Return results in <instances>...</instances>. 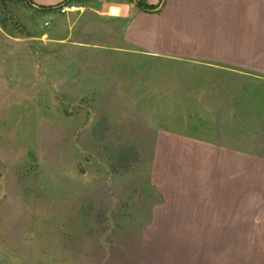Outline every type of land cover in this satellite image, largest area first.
<instances>
[{"label":"crops","instance_id":"0c3cea01","mask_svg":"<svg viewBox=\"0 0 264 264\" xmlns=\"http://www.w3.org/2000/svg\"><path fill=\"white\" fill-rule=\"evenodd\" d=\"M30 1L0 4V65L9 78L32 79L30 88L45 80L72 115L131 110L157 122L152 183L170 142L219 143L198 155L215 163L199 170L212 185L199 176L188 201L264 230V0H143L151 10L131 0ZM114 5L117 15L108 12ZM94 192L105 207L107 186ZM108 216L68 213L27 228H37L39 247L67 258L55 264H90L109 248L105 238L115 242Z\"/></svg>","mask_w":264,"mask_h":264},{"label":"rangeland","instance_id":"374dc122","mask_svg":"<svg viewBox=\"0 0 264 264\" xmlns=\"http://www.w3.org/2000/svg\"><path fill=\"white\" fill-rule=\"evenodd\" d=\"M1 68L0 263L67 261L39 247L37 228L27 226L103 212L115 242L105 238L109 248L90 256V264H264V230L256 221H225L214 207L188 201L199 176L198 184L212 185L199 170L215 163L198 155L219 143L170 142V157L158 155L152 183L157 122L131 110L72 115L73 105L51 94L45 80L30 88L32 79L9 78ZM98 185L109 189L105 207L94 192Z\"/></svg>","mask_w":264,"mask_h":264},{"label":"trees","instance_id":"16d2710c","mask_svg":"<svg viewBox=\"0 0 264 264\" xmlns=\"http://www.w3.org/2000/svg\"><path fill=\"white\" fill-rule=\"evenodd\" d=\"M5 0H0V4H3ZM9 1H13V2H16L18 3V1L20 0H9ZM30 3L31 1L28 0ZM131 1H134L136 4H138L141 8L143 9H147V10H151V9H154L156 6L155 5H152V4H146L144 3L143 0H131ZM71 2V0H63L62 2H60L59 4L56 5L57 8H62L63 6H66L68 5L69 3ZM51 6H49L48 8H50Z\"/></svg>","mask_w":264,"mask_h":264},{"label":"built area","instance_id":"2783aa9c","mask_svg":"<svg viewBox=\"0 0 264 264\" xmlns=\"http://www.w3.org/2000/svg\"><path fill=\"white\" fill-rule=\"evenodd\" d=\"M63 7H67V6H63ZM109 14H111V15H117V14H119V7L118 6H116V5H114V6H111L110 8H109Z\"/></svg>","mask_w":264,"mask_h":264}]
</instances>
